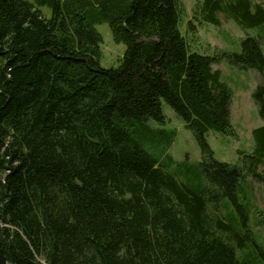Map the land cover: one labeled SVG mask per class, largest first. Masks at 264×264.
Here are the masks:
<instances>
[{
	"label": "trees",
	"instance_id": "1",
	"mask_svg": "<svg viewBox=\"0 0 264 264\" xmlns=\"http://www.w3.org/2000/svg\"><path fill=\"white\" fill-rule=\"evenodd\" d=\"M220 14L264 29L252 0H199L194 19L219 27ZM183 17L181 0H0V264H264L244 198L248 177L264 184V126L241 165L207 139L235 135L213 65L264 74L261 38L201 54ZM101 23L126 46L116 68L101 65ZM253 97L264 118L263 84ZM163 103L199 164L145 148L173 142L151 126L165 125Z\"/></svg>",
	"mask_w": 264,
	"mask_h": 264
},
{
	"label": "rangeland",
	"instance_id": "2",
	"mask_svg": "<svg viewBox=\"0 0 264 264\" xmlns=\"http://www.w3.org/2000/svg\"><path fill=\"white\" fill-rule=\"evenodd\" d=\"M252 1L254 4H261L264 7V0ZM181 2L184 8V17L181 24L182 34L188 39L191 49L195 52L210 56L220 55L221 52L239 54L242 51L241 43L243 39L251 36L261 38L264 54V29L263 31L260 28L243 29L224 14H220L221 25L219 27L201 22L194 19V10L199 0H181ZM42 11L48 17L51 16V10L48 7H43ZM96 28L102 36L100 59L102 67H118L126 50L125 44L114 41L108 23L98 24ZM213 68L221 71L222 80L233 91L231 110L235 135L227 136L210 132L207 139L219 161L231 165H241L240 162L245 159L244 152L249 154L253 149V130L264 126V118L261 117L259 105L253 97L256 88L261 84L264 85V74L256 70L242 71L225 59L221 63L214 64ZM163 111L166 116L165 125L151 123V126L154 129L163 130V135L158 137L162 139V142L170 133L173 142L170 147H166L164 144H154L156 148H151L150 145H146L145 148L162 158L163 161L170 157L173 167L184 161L191 164L202 162V151L193 132L186 128L185 123L166 103H163ZM258 172L263 174L264 168L259 167ZM244 198L248 200V224L255 239V244L257 248L260 246L264 252V184L248 177ZM249 252L253 256H257L261 250L256 251V254L251 249Z\"/></svg>",
	"mask_w": 264,
	"mask_h": 264
}]
</instances>
